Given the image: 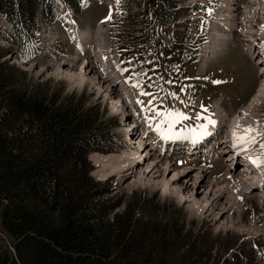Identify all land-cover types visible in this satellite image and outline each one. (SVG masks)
Listing matches in <instances>:
<instances>
[{
	"label": "rangeland",
	"instance_id": "374dc122",
	"mask_svg": "<svg viewBox=\"0 0 264 264\" xmlns=\"http://www.w3.org/2000/svg\"><path fill=\"white\" fill-rule=\"evenodd\" d=\"M256 1L253 6L250 3L248 6L235 7V10L231 8V12L227 14L224 13L227 10L223 9L225 5L221 0H183L180 4L183 11L178 12L176 21L179 20V22L175 25V32L169 25L165 26L161 21H158L156 11L161 9L159 3L151 5L146 0H120L119 4L116 0H71L75 10L71 9L68 0L66 3L83 31L89 29L92 36L96 35L99 27L98 22L108 17L110 23L107 40L97 41L98 43L102 41L105 51L111 56L119 57L127 72V77L138 88L142 99L146 102L144 104H147L152 116L157 111H182L187 114L188 119L175 124L172 130L190 129L191 131L196 130L195 132L199 131L201 124L207 123L203 117H208L217 124L222 123V133L217 134L219 138L223 132L232 134L235 128L236 131L243 133L247 126H251L259 130L261 135L257 136L256 143L249 145L258 152L261 158H264V149L260 147V144L264 143V92L257 96L251 111L245 113L243 128H238L236 124L230 127L232 118L236 113L241 112L257 93L258 87L264 79L261 70L263 65L258 64L257 60H252L249 52H253V50L242 40L244 46L240 39L243 38V35H251L258 42L260 38L256 47L264 60V5H262L263 13L258 16L259 23L256 14L257 10H261L259 8L261 4L254 7ZM259 1L264 3V0ZM50 2L61 10L57 4L59 0H50ZM242 7L243 9H241ZM209 8L212 9L211 13L208 11ZM245 9L246 13H244ZM219 12H221L219 14L221 16L213 20ZM247 13L253 17L250 19ZM233 14L236 15V18H233ZM241 21L243 22L240 23ZM1 23L5 25L3 22ZM128 23H133L134 27L145 26V23H148L151 27L144 28V34L137 39L139 41L134 40L133 42L136 44L130 45L132 41L130 38L138 36L140 31L136 30L132 35L123 36L121 34L122 25ZM49 24L52 23L49 22ZM55 25L63 35L65 29L60 27L57 22ZM243 26L249 34L239 33L241 29L244 31ZM50 30L51 27L47 30L46 38L48 39L51 37ZM220 43H226L222 52L209 59L201 68V61L203 62L204 58L200 59V54L201 58L203 53H206L207 57L210 56L213 48L219 49ZM6 45L12 50L11 55L7 54L6 56L11 57L10 63L19 70L17 80L20 84L29 82L30 89H34L38 83H48L51 90H61L63 96L83 94L86 98L85 106H91L93 99H97V97L107 103L102 94L95 93L96 89L91 88V85L90 91L94 93V96L88 91V86L84 81L77 82L65 74H56V68L50 71L48 69V74L41 77L28 71L18 63L20 60L13 51L16 50L15 45L10 42H7ZM63 45L67 50L66 54L74 62L77 59L76 55L80 58L90 54L89 51H85L84 54L79 55L77 48L74 50V47L65 41ZM93 45L97 48L99 44L97 45V42L92 40L89 45L90 50L94 48ZM96 53L101 55L98 51ZM58 55L61 58L65 54L57 50L54 45L50 46L49 51L43 49L40 52L41 60L57 59ZM36 66L40 67L38 64ZM77 69L79 70V67ZM64 70L79 74L78 70L74 71L75 67L73 70ZM90 76L91 73L87 76L91 82ZM214 81H219V83H214ZM172 93H175L176 96L174 97ZM150 100L151 104H149ZM197 114L200 115V119L197 118ZM110 116L119 117L113 114ZM138 117L141 118V116ZM216 125H208V130H214ZM163 127L167 128V124ZM127 134L129 139L134 135L132 130ZM209 139L211 141L212 138ZM122 145V147L119 145V148L126 147L125 144L122 143ZM130 145L132 146L133 143L130 142ZM100 153L105 154V152ZM187 155L182 154L176 160L177 170L191 168L193 172H196L199 168H204L208 172L207 179L211 183L214 177L219 178L225 172V157L228 154L223 153L221 156L211 159L205 155L200 157L201 154L198 155L199 157ZM108 167L109 164L105 169ZM96 169L97 167L90 169L91 175ZM260 169L262 172L259 167L257 171L261 173L260 176L264 181V165H260ZM121 171L113 173L114 177L105 180L100 177L94 178L102 179L100 181L109 182L113 186L118 184V187L103 197L111 198L113 204L121 201L115 210L107 213V218L110 219L116 212L121 211L124 204L129 203L137 194L143 200H148V207L143 210L142 218L147 219L151 216L155 220H171L177 222L179 226L183 225L186 234H191L195 238L196 255L203 261L209 257L207 264H264V199H260L258 193L246 195L245 186L241 180L232 176V179L230 176L226 179L225 174L221 179H215L216 189L233 186V191L227 203L221 201L217 206H211L210 212H206L203 203L195 205L187 194H180L172 187L166 189L163 182L156 178L152 181L148 178L138 180L139 177L135 175L129 177L130 175H123ZM133 179L134 181L131 182ZM225 205L230 206V211L219 221L215 220V214L222 211ZM6 251L12 252V238L2 229L0 223V256H4Z\"/></svg>",
	"mask_w": 264,
	"mask_h": 264
},
{
	"label": "trees",
	"instance_id": "16d2710c",
	"mask_svg": "<svg viewBox=\"0 0 264 264\" xmlns=\"http://www.w3.org/2000/svg\"><path fill=\"white\" fill-rule=\"evenodd\" d=\"M146 1L161 5L162 24L176 22L174 0ZM39 3L0 0V17L13 28H1L0 35L16 44L21 60L38 40ZM44 3V15L55 20L56 9ZM7 50L0 44V223L12 252H4L0 264H207L183 225L142 218L148 200L140 195L107 218L121 201L103 198L114 186L90 174L88 153L116 150L119 120L85 106L83 94L20 84Z\"/></svg>",
	"mask_w": 264,
	"mask_h": 264
},
{
	"label": "bare ground",
	"instance_id": "6f19581e",
	"mask_svg": "<svg viewBox=\"0 0 264 264\" xmlns=\"http://www.w3.org/2000/svg\"><path fill=\"white\" fill-rule=\"evenodd\" d=\"M254 1L255 0H232V6L229 7L228 5L229 10L227 14L231 12V8L235 10V7L238 8L240 5L248 6L250 3H252L253 6ZM246 9L244 13L247 12ZM235 14L232 15L233 18H236ZM247 14L249 15V13ZM252 17L253 15H249L250 19ZM229 18L230 17L228 16V19ZM242 22L243 21H241L240 23ZM41 25V34L43 37L41 41V49L49 51L50 46L54 45L53 41H50V39L46 38V35L48 34L46 32L50 27H48L47 24L44 25V23H41ZM243 27L244 31L241 29L239 33L242 35L249 34L248 30L245 31V26ZM101 33L102 27L101 25H99L96 34L101 35ZM82 35L83 39L80 40L76 45L77 53L81 55L84 54L85 51H89L91 56L93 54H96L95 59L101 61V66L95 60L83 57L85 59H81V61H79L80 65L78 64L79 66H77L79 67L78 70L75 66L72 65L74 61L70 58L67 59V62L62 57L59 61H56L57 59L41 60L39 51V54L36 57V61H38L37 64L40 65V67L37 68V64H34L30 66V69L32 70H29L35 75L41 77L44 74L47 75L50 70L56 68V74H65L66 76L77 80V82H83L84 78H87L89 80L87 76L89 73H91V82L89 80L91 88L96 89V94H102V96L106 99L107 103L102 98L99 99L98 97L96 101L101 103L103 107H106L110 111L123 113V118L125 122V126L123 127L124 133H127L128 131L132 130L134 134L138 135V137H133L131 141L133 143V145L129 148L131 155L124 150L120 153L112 154L94 153L91 156V159L94 161V163L100 167V169L98 170V175L101 176V178H105L109 174L114 175L113 173L119 172L127 168L126 172L131 174V176L136 174V177H139L138 180L148 178L152 181L156 178V180L158 179L159 181L163 182V185L166 189L172 187L173 189L179 191L180 194H187L195 205L203 203V207L206 212L211 211V206H217L219 203H221V201H223V203H227V201L230 199V195L233 191V186L225 187L223 189L215 188L216 183L214 182V180L221 179L224 174L226 179H228L229 176L230 178L232 176L241 180L242 184L245 186L246 195H251V193H258L260 199H264V181L263 177L260 176L261 173L257 171L258 167L259 170H261L260 165L254 164L250 159V157H260L258 152L252 149L249 144H237L235 147H233L232 134L228 132V134H225L223 132V135L219 138V135L217 136V134L220 132L222 133V123L217 124V122H215L213 126L216 124L217 125L214 127V130H208L207 135H201L198 130V133L196 135H190L193 132L190 129L184 130L187 133H182L178 130H172V134L174 135V137H178L181 139H191L192 141L188 142L195 143L192 148V153L205 155L207 158L210 159L216 156H221V154L223 153L228 154L227 157H225L226 165L224 174L219 178L214 177V180L211 183V181L207 179L208 172L204 168H199L196 172H193L191 168H186L182 171L177 170L178 168L175 167V159L177 156L175 155L181 154L183 149L187 151V153H189V151L192 149H189L188 146H182L181 144L183 142H178L174 145L163 143L153 131V127H151L149 122H147L148 118L144 106L141 105L139 107V104L137 103L138 105H135V107H139L141 108V110L140 112L134 115L133 100H138L136 89L128 82L124 72L116 63L110 64L108 66V69L106 70V61H109L110 53L105 51V47L102 45V41H100V43H98L97 41V45L99 44L97 47V51L101 53V55H99L96 53V49H94L96 44L93 45L94 48L92 50L89 49V45L90 43H92L91 31L89 29L88 31H83ZM240 39L241 43L243 45L244 43L247 44L249 48L253 50L254 54H257L256 57H259L258 60L261 61V56L259 54L258 47H256L258 46L256 38L251 35H243V38ZM242 40L244 41V43L242 42ZM56 41L58 42V40ZM225 46L226 43H220L219 49L213 48V52L208 57L206 53H203L201 59L203 60L204 58V60L203 62L201 61V68L205 66L209 59L214 58L218 54H220ZM90 54L88 56H90ZM76 58H79L78 55H76ZM254 60H256V58H254ZM58 62H60V64L58 66H55L56 64H58ZM64 62L67 63V66L61 65ZM73 67H75L74 71L78 70V75L76 72L64 70H73ZM44 71L48 72L43 73ZM263 92L264 79H262L258 87L257 93L249 100V102L241 110V112L236 113V115L232 118V123L230 127L236 124L238 125V128H243V124L245 123V113L249 110L251 111L255 99L258 95ZM127 116H129L130 118L126 119ZM138 116H141V118H139ZM237 132L240 133V131ZM207 136L209 138H212L211 141H209L210 139L207 138ZM125 139H127L128 141L130 140L129 138H127V136H124V140ZM205 140L209 141L206 145H204ZM200 142L202 143L201 145L199 144ZM239 163L242 164V167H238V170L240 171H237L236 167ZM108 164L109 167L105 169ZM142 166H144V168H142ZM132 181H134V179L131 180V182ZM229 211L230 206L225 205L222 211L215 214L214 219L219 221Z\"/></svg>",
	"mask_w": 264,
	"mask_h": 264
},
{
	"label": "snow or ice",
	"instance_id": "6c2138e0",
	"mask_svg": "<svg viewBox=\"0 0 264 264\" xmlns=\"http://www.w3.org/2000/svg\"><path fill=\"white\" fill-rule=\"evenodd\" d=\"M117 4L120 3V0H116ZM209 13H211L212 9H208ZM214 83H219V81H214ZM139 86V85H137ZM183 91V89H181ZM145 95H150L148 93H144ZM172 95L175 97L176 94L172 93ZM137 103H142L141 101L137 100ZM149 104H151V100L149 101ZM150 109L145 108V111H149ZM197 118L200 119V115L197 114ZM148 119L150 121H157L156 122V130L159 131L165 139H172V138H178L174 137L172 134L173 126L177 123H179L182 120L188 119V116L186 113L179 111V110H165L163 112L157 111L154 116H149ZM207 121L206 124H201L199 126V133L201 135H207L208 134V125L215 124V121L208 118L203 117ZM167 124V129L163 128V125ZM238 127V125H237ZM254 133V134H253ZM261 135L259 130L252 128L251 126H247L243 133H238L236 129L234 128L232 131V139H233V147H235L237 144H253L256 143L257 136ZM261 149H264V143L260 144ZM252 162L256 165H264V158L261 157H250Z\"/></svg>",
	"mask_w": 264,
	"mask_h": 264
},
{
	"label": "water",
	"instance_id": "95a60500",
	"mask_svg": "<svg viewBox=\"0 0 264 264\" xmlns=\"http://www.w3.org/2000/svg\"><path fill=\"white\" fill-rule=\"evenodd\" d=\"M11 51H9L8 52V54L10 53ZM9 60H11V57L9 58ZM21 65L23 66V67H25V69H29L28 67H29V60H27V61H22L21 62ZM64 66H65V64H64Z\"/></svg>",
	"mask_w": 264,
	"mask_h": 264
}]
</instances>
